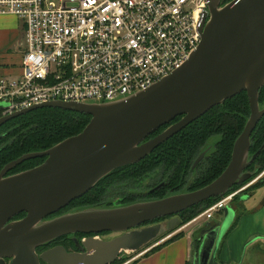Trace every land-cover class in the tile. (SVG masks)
I'll use <instances>...</instances> for the list:
<instances>
[{
  "label": "water",
  "instance_id": "95a60500",
  "mask_svg": "<svg viewBox=\"0 0 264 264\" xmlns=\"http://www.w3.org/2000/svg\"><path fill=\"white\" fill-rule=\"evenodd\" d=\"M221 1L209 0L202 42L190 59L151 88L107 103L42 102L0 118L1 127L41 108L92 116L83 132L41 152H28L0 171V264H114L123 252L140 251L174 231L181 212L224 197L258 173L247 169L264 148L251 157V136L264 117L259 96L264 87V0H231L224 6ZM243 91L249 96L251 116L226 170L208 185L130 205L89 206L50 219L116 168L141 162L185 126ZM179 116L183 118L171 124ZM167 124L168 129L147 139ZM214 146L200 153L193 169ZM43 157L41 165L8 175L17 165ZM22 212L26 215L15 219ZM223 212V218L206 220L193 232L192 239L199 242L194 264H221L218 250L237 215L232 205ZM161 217L171 218L147 224ZM103 232L119 234L101 239ZM67 235H74L71 241L78 250L60 244L38 252Z\"/></svg>",
  "mask_w": 264,
  "mask_h": 264
},
{
  "label": "built area",
  "instance_id": "2783aa9c",
  "mask_svg": "<svg viewBox=\"0 0 264 264\" xmlns=\"http://www.w3.org/2000/svg\"><path fill=\"white\" fill-rule=\"evenodd\" d=\"M208 5L209 0H0V15H14L26 32L21 75L0 76L2 116L55 100L113 102L151 88L197 50ZM249 185L192 221L224 215Z\"/></svg>",
  "mask_w": 264,
  "mask_h": 264
},
{
  "label": "trees",
  "instance_id": "16d2710c",
  "mask_svg": "<svg viewBox=\"0 0 264 264\" xmlns=\"http://www.w3.org/2000/svg\"><path fill=\"white\" fill-rule=\"evenodd\" d=\"M259 96L260 107L264 108V87ZM250 116L249 96L246 91H243L233 98L228 99L225 103L214 106L213 109L199 117V119L185 126V129L171 136V138L159 145L141 162L116 168L112 173L103 177L92 190L87 192V194L73 200L67 208L59 211V213L62 214L69 209H82L87 206L114 207L116 204L130 205V203L138 202L140 201L139 198L144 197H147V199L150 200H157L169 194L171 195L175 190L183 188H188L187 191L201 189V187L214 181L226 170L232 159L234 145L238 137L243 133ZM1 117L2 114L0 108V118ZM91 118L92 116L86 113L83 114L71 110L67 111L60 108H41L39 110L28 112L26 115L16 117L5 123L0 127V136H2L0 139V171L8 163L28 152H41L53 147L58 142L67 139L72 135H77L83 132ZM182 118L183 116L177 117L171 122V124L180 121ZM171 124L160 127V129L150 135L147 139L156 137L158 134L168 129ZM257 125L256 130L251 136V157L255 155L264 144V117L260 119ZM215 135H220V138L215 142L214 148L207 154L203 163L204 171L201 172L198 178L190 183L188 180L189 175L192 173L191 168L194 162L200 156V153L209 146V140ZM44 161L45 157L29 159V161L14 167L8 175L29 170V168L41 165ZM248 168L251 172L259 170L252 179L244 184L235 185L225 196L244 188L245 185L250 184L251 181L264 171V148ZM155 173L162 174L161 180H163V184L159 186L158 189L155 188H157L159 182L162 181L148 184V191L144 194L131 193L127 191L128 189L120 192V194L115 191L118 186L127 188L126 185L130 183L144 182ZM263 184L264 178H261L258 183L247 187L241 193H245L248 190H254ZM113 192L115 195H118L115 199L117 201L116 203L115 201L110 200V196ZM241 193L234 196L230 205L238 201L237 198H239L238 196ZM248 194L250 193L248 192ZM220 199L219 196H216L215 198L202 202V204L190 207L188 210L181 212L178 215L181 219V223L177 225L175 229H178L189 221L195 219L201 215L204 210ZM59 213L55 215H58ZM25 215L26 213L22 212L16 215L15 219H20ZM240 216L241 214L236 216L226 236L236 228ZM163 219H165V217H161L151 223L159 222ZM106 233L111 232H103L102 234ZM182 236L183 233L179 232L174 238H170L160 246L152 248L149 252H146L144 257L159 251L162 247L173 243L174 240ZM58 240H55L53 243H46L44 246L38 248V252L41 253L45 251L52 244L58 242ZM193 242L197 244L199 243L198 241ZM151 244L147 246H150ZM64 245L68 247H76L73 242ZM196 253L197 249L194 254ZM122 256L123 255H121L118 261L114 264L124 263L131 259L130 254L129 256ZM140 259L141 258L136 259L132 263L134 264ZM194 260L190 264H194Z\"/></svg>",
  "mask_w": 264,
  "mask_h": 264
},
{
  "label": "crops",
  "instance_id": "0c3cea01",
  "mask_svg": "<svg viewBox=\"0 0 264 264\" xmlns=\"http://www.w3.org/2000/svg\"><path fill=\"white\" fill-rule=\"evenodd\" d=\"M21 30L24 32L23 40H20ZM0 34V76H20L22 57L26 49L24 25L14 15H0ZM232 206L237 215L241 216L236 228L223 238L217 260L221 264H239L243 250L246 249V260L250 253L252 254L247 264H264V184L255 188L245 198L234 202ZM217 218H223L222 213H218L213 219ZM206 220L203 216L199 221H189L188 228L185 229L188 233L185 236L134 264H190L196 258L193 253L192 234ZM246 260L242 264H246ZM132 262L133 260H129L128 264H133Z\"/></svg>",
  "mask_w": 264,
  "mask_h": 264
},
{
  "label": "rangeland",
  "instance_id": "374dc122",
  "mask_svg": "<svg viewBox=\"0 0 264 264\" xmlns=\"http://www.w3.org/2000/svg\"><path fill=\"white\" fill-rule=\"evenodd\" d=\"M49 1H54V0H49ZM225 2L226 1H229L230 2V0H224ZM0 37H1V34H0ZM23 38H24V32L21 30V36H20V40H23ZM220 138V135H215L214 137H212L210 140H209V143H210V146H214V144H215V142H217L218 141V139ZM261 178H264V171L263 172H261V174L258 176V178H256L253 182H252V185H254V184H256V183H258V181H259V179H261ZM157 181V177L154 175V174H152V177L149 179H147L146 181H144V182H141V183H130V184H128V185H126L127 186V188L126 187H123V186H118V188H116L115 189V191H116V193H118V194H120V192H122L123 190H126V189H128L127 191H129V192H131V193H136V194H144L145 192H147L148 191V184H152V183H154V182H156ZM134 186H136V187H134ZM187 190H188V188L187 189H185V188H183V189H178V190H175V194H182V193H187ZM253 190H248L247 192H245V193H241L238 197L239 198H237L238 200H240V199H243V198H245V196L248 194V192L250 193V192H252ZM174 192V191H173ZM172 192V194H174ZM116 197H118V195L116 194H114V192H113V194L110 196V200L111 201H115V203L117 202L115 199H116ZM139 200L140 201H138V202H144V201H151L150 199H147V197H144V198H139ZM116 206H123V204L122 205H120V204H116ZM116 206H114V207H116ZM202 215V214H201ZM200 216V215H199ZM190 227V226H189ZM193 227V226H192ZM186 228H188V223H186V224H184L183 226H181V227H179L178 229H176V230H174L173 232H168V233H166V234H164V235H161L160 236V238L158 239V240H156V241H154V242H152L153 244H151L150 246H151V248H155V247H157V246H160L161 244H163V243H165V241H167V240H169L170 238H174L179 232H182L183 233V236H185V234L186 233H188V232H186L185 231V229ZM191 229H193V228H191ZM190 229V230H191ZM190 230H188V231H190ZM119 233L117 232V233H106V234H102V235H100L99 237L101 238V239H112V238H114V237H116L117 235H118ZM182 236V237H183ZM159 243V244H158ZM156 244H158V245H156ZM154 245H156V246H154ZM55 246V245H54ZM193 247H194V251H193V253L196 251V249L198 250V248H199V243L197 244V243H195L194 242V245H193ZM144 249V248H143ZM142 251H144V250H140L139 252H131V251H125L122 255L123 256H129V254H130V256H131V259H129L130 261H134V260H136L137 258L139 259V258H143L144 257V255L146 254H141V252ZM150 251V250H149ZM149 251H147V252H149ZM126 254V255H125ZM122 256V257H123ZM138 256V257H137ZM252 256V254L250 253V255L248 256V258H247V260L245 259L246 257H247V254H246V249H244L243 250V253H242V258H241V262L239 263V264H242V262L244 263L245 262V260H246V264H247V262L249 261V259H250V257ZM137 257V258H136ZM129 260H127V261H125L124 263H128V261ZM124 263H120V264H124Z\"/></svg>",
  "mask_w": 264,
  "mask_h": 264
},
{
  "label": "flooded vegetation",
  "instance_id": "af4514ba",
  "mask_svg": "<svg viewBox=\"0 0 264 264\" xmlns=\"http://www.w3.org/2000/svg\"><path fill=\"white\" fill-rule=\"evenodd\" d=\"M209 146H210V144H209ZM209 146H207L204 150H206ZM212 149H213V148H212ZM212 149H211V150H212ZM211 150H210V151H211ZM210 151H209V152H210ZM209 152H208V153H209ZM208 153H206V157H207V154H208ZM206 157L201 161V163H200L196 168H194V169L191 168L192 173L189 175V180H188L190 183H191L192 181H194V179L198 178V177L200 176L201 172L204 171V164H203V163H204ZM197 159H198V158H197ZM197 159H196V160H197ZM194 163H195V162H194ZM193 165H194V164H193ZM192 167H193V166H192ZM247 170L250 171L249 168H248ZM154 175L157 177V181H156V182H158V181H162V182H159V184L162 185V184H163V180H161V175H162V174H161V173H158V174L155 173ZM258 176H259V175H258ZM151 177H152V176H151ZM151 177H149V179H150ZM147 179H148V178H147ZM254 180H255V179H254ZM254 180H253V181H254ZM253 181H251V185H252V182H253ZM189 182H188V184H189ZM159 184H158V186H159ZM251 185H249V186H251ZM158 186H157V187H158ZM249 186H248V187H249ZM134 187H136V186H134ZM123 191H124V190H123ZM173 193L175 194V191H174ZM171 195H173V194H171ZM171 195L169 194V195H167V196H171ZM167 196H165V197H167ZM87 207H89V206H87ZM87 207H86V208H87ZM104 207H105V206H104ZM82 209H85V208H82ZM82 209H81V210H82ZM75 210H80V209L73 208V209H69V210H67V211H65V212H66V213H67V212L69 213V212H73V211H75ZM65 212H63V213H65ZM59 214H61V213H59ZM59 214L50 217V219H51V218H54L55 216H59ZM22 218H23V217H22ZM170 218H171V217H168V218H165V219L160 220V221H166V220H168V219H170ZM160 221H159V222H160ZM159 222H153V223L150 222V223H148V224H155V223H159ZM74 235H75V234H74ZM74 235L63 236L62 238H60V240H58V242L52 244V245H51L50 247H48V248H51V247H53L54 245H60V244H63V245H64V244H71V242H72V241H71V238H73ZM82 235H83V234H77V236H78L79 239H82V238L86 237L85 235H83V236H82ZM93 235H95V234H93ZM100 235H101V234H99L98 236H100ZM95 236H97V235H95ZM53 242H55V241H53ZM53 242H51V243H53ZM65 246H66V245H65ZM48 248H47V249H48ZM67 248H68L69 251H74V250H78V249H79L77 246H76V247H71V246L68 247V246H67ZM45 251H46V250H45ZM8 261H9V260H8Z\"/></svg>",
  "mask_w": 264,
  "mask_h": 264
}]
</instances>
